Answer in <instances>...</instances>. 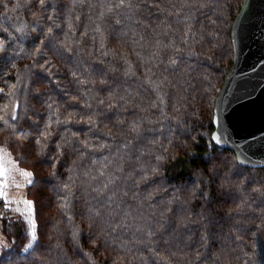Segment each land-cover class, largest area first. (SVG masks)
<instances>
[{
	"label": "trees",
	"instance_id": "trees-1",
	"mask_svg": "<svg viewBox=\"0 0 264 264\" xmlns=\"http://www.w3.org/2000/svg\"><path fill=\"white\" fill-rule=\"evenodd\" d=\"M242 4L0 0V264H264V169L212 140Z\"/></svg>",
	"mask_w": 264,
	"mask_h": 264
},
{
	"label": "water",
	"instance_id": "water-1",
	"mask_svg": "<svg viewBox=\"0 0 264 264\" xmlns=\"http://www.w3.org/2000/svg\"><path fill=\"white\" fill-rule=\"evenodd\" d=\"M231 40L233 65L215 101L212 140L239 166L264 169V0H243Z\"/></svg>",
	"mask_w": 264,
	"mask_h": 264
},
{
	"label": "rangeland",
	"instance_id": "rangeland-1",
	"mask_svg": "<svg viewBox=\"0 0 264 264\" xmlns=\"http://www.w3.org/2000/svg\"><path fill=\"white\" fill-rule=\"evenodd\" d=\"M0 169L4 172L1 176V182L5 193V197L3 198L5 207L0 209V214H2V216L14 213L29 215V209L24 204V201H29L27 198L29 178L22 175L23 172L27 171L21 169L14 161L10 153L4 150H0ZM32 212L33 205L31 214Z\"/></svg>",
	"mask_w": 264,
	"mask_h": 264
},
{
	"label": "snow or ice",
	"instance_id": "snow-or-ice-1",
	"mask_svg": "<svg viewBox=\"0 0 264 264\" xmlns=\"http://www.w3.org/2000/svg\"><path fill=\"white\" fill-rule=\"evenodd\" d=\"M41 5H43V0H41ZM49 31H51V29H49ZM13 119H15V117H13ZM25 135H27V133H25ZM38 142L39 141H37V143ZM3 174H4L3 170L0 169V176H2ZM22 175H24L25 177L29 178L28 179V183L29 184L32 183V180H31L32 173L31 172H23ZM4 197H5V193L3 191V185H0V198H4ZM24 204L29 209V215H30L31 214V209H32V202L31 201H24ZM29 235L32 237V239L34 241L37 239L35 231L30 230L29 231Z\"/></svg>",
	"mask_w": 264,
	"mask_h": 264
},
{
	"label": "built area",
	"instance_id": "built-area-1",
	"mask_svg": "<svg viewBox=\"0 0 264 264\" xmlns=\"http://www.w3.org/2000/svg\"><path fill=\"white\" fill-rule=\"evenodd\" d=\"M1 46H2V41L0 40Z\"/></svg>",
	"mask_w": 264,
	"mask_h": 264
}]
</instances>
